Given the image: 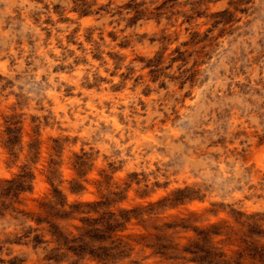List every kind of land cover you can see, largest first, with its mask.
<instances>
[{
	"label": "clouds",
	"instance_id": "obj_1",
	"mask_svg": "<svg viewBox=\"0 0 264 264\" xmlns=\"http://www.w3.org/2000/svg\"><path fill=\"white\" fill-rule=\"evenodd\" d=\"M0 264H264V0H0Z\"/></svg>",
	"mask_w": 264,
	"mask_h": 264
}]
</instances>
